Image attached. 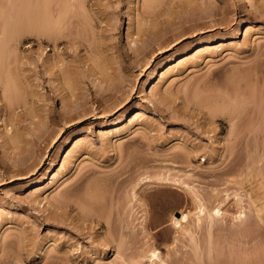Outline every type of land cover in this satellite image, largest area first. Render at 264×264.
I'll list each match as a JSON object with an SVG mask.
<instances>
[{
  "label": "rangeland",
  "instance_id": "obj_1",
  "mask_svg": "<svg viewBox=\"0 0 264 264\" xmlns=\"http://www.w3.org/2000/svg\"><path fill=\"white\" fill-rule=\"evenodd\" d=\"M0 51V264H264V0H0Z\"/></svg>",
  "mask_w": 264,
  "mask_h": 264
},
{
  "label": "bare ground",
  "instance_id": "obj_2",
  "mask_svg": "<svg viewBox=\"0 0 264 264\" xmlns=\"http://www.w3.org/2000/svg\"><path fill=\"white\" fill-rule=\"evenodd\" d=\"M40 9V8H39ZM32 11H34V10H32ZM29 12V11H28ZM35 12H36V10H35ZM34 13V12H33ZM40 13L42 14V12L40 11ZM36 15H34L35 17L37 16V13H35ZM34 17V18H35ZM47 17V16H46ZM26 18V17H25ZM31 19H33L32 18V16L30 17ZM45 18V17H44ZM53 18V17H52ZM14 19V18H13ZM29 19V18H28ZM46 19V18H45ZM45 19L43 20V21H45ZM23 20V19H22ZM55 20V19H54ZM35 21V20H34ZM37 21V20H36ZM49 22V21H48ZM52 22V21H51ZM17 23H18V21H17ZM20 24V23H19ZM18 24V25H19ZM30 24V23H29ZM14 25H15V23H14ZM40 25V24H39ZM39 25H37V27L39 26ZM53 25V24H52ZM41 28L43 27V25L41 24V26H40ZM24 28V27H23ZM33 28V27H32ZM49 28H50V26H49ZM13 29H15V27L13 28ZM35 29V28H34ZM33 29V30H34ZM18 30H20L19 29V27H18ZM40 30V29H39ZM42 30H40L39 32H41ZM12 32H13V30H12ZM11 32V34H13ZM7 33H9V31L7 32ZM19 34H20V31L18 32ZM18 34V35H19ZM39 35L40 34H42V33H38ZM17 35V32H16V34L14 33V38H15V36ZM41 36V35H40ZM15 40V39H14ZM16 41V40H15ZM206 47V46H205ZM1 52V51H0ZM1 57V56H0ZM0 62H1V58H0ZM8 85V84H7ZM214 112V111H213ZM147 180H149V179H139L138 181H136V183H135V185L134 186H137L138 184H140V183H144L145 181H147ZM160 182H164V183H170V184H173V185H175V186H179V187H182L183 189H185L192 197H193V199H194V201L196 202V207H197V209H198V212H200V213H202L203 212V209H204V204H202L201 202H200V200H199V198H198V196L195 194V192L191 189V187L188 185V184H186V183H183V182H181L179 179H164V180H159ZM146 183V182H145ZM142 186V185H141ZM140 186V187H141ZM131 191V190H130ZM137 194H138V191H133V194L132 195H130V197H131V199H134V201H136V202H138V196H137ZM135 204V203H134ZM140 204H142V203H140ZM139 204V205H140ZM139 205H138V207H139ZM142 207V206H141ZM139 209H140V207H139ZM142 211H140L139 212V214L141 213ZM220 214H221V209H220V207H214L211 211H209V218H216V217H218V216H220ZM199 214H197V216H198ZM140 218H139V221H138V226L136 227L137 229H138V231H139V233H141V234H143L144 232H145V222H146V214H145V212H143V214L142 215H140L139 216ZM173 223H174V225L176 226V227H180L181 226V223H180V221H179V219L177 218V217H175V218H173ZM103 236V235H102ZM145 236V235H144ZM148 236V235H147ZM146 238V237H145ZM104 239V244L106 245V247H107V245H109V243L110 244H112L111 243V241H112V238L111 237H105V238H103ZM120 241H118V245H117V253H119V252H123L124 251V246L126 245V242H125V240H126V238H125V235H123L122 237H120V239H119ZM145 240V239H144ZM146 240H147V238H146ZM145 240V241H146ZM109 248V247H108ZM121 256V255H120ZM119 256V257H120ZM147 260L149 261V262H151V263H154V262H156V261H158V260H161L160 259V257H159V251L156 249V248H154V249H151L150 250V253H149V255L147 256ZM51 261V260H50ZM52 262H53V260H52ZM50 263V262H49ZM4 264H6L5 262H4ZM51 264V263H50ZM52 264H54V263H52ZM56 264V263H55ZM57 264H58V262H57Z\"/></svg>",
  "mask_w": 264,
  "mask_h": 264
}]
</instances>
